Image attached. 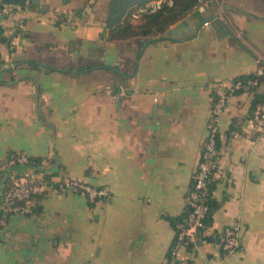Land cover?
<instances>
[{"label":"crops","instance_id":"crops-1","mask_svg":"<svg viewBox=\"0 0 264 264\" xmlns=\"http://www.w3.org/2000/svg\"><path fill=\"white\" fill-rule=\"evenodd\" d=\"M109 3L40 0L21 27L0 13V158L23 151L48 174L109 191L95 202L55 191L33 214L12 215L0 224V264H169L216 90L264 68V0H203L187 16L196 30L178 39L110 40ZM254 105L237 93L220 115L219 207L180 250L191 264H264ZM232 225L240 247L226 254Z\"/></svg>","mask_w":264,"mask_h":264},{"label":"built area","instance_id":"built-area-1","mask_svg":"<svg viewBox=\"0 0 264 264\" xmlns=\"http://www.w3.org/2000/svg\"><path fill=\"white\" fill-rule=\"evenodd\" d=\"M171 0H152L145 6L136 9L132 17L135 20L160 10ZM33 7L32 0H24L22 6L0 0V13L10 19L15 27L24 24L22 13ZM14 30H11L13 33ZM258 75H264L260 69ZM260 86L257 78L247 80L235 79L229 84L220 85L216 90V99L208 121V134L201 151L200 163L188 198L189 212L178 224L175 242L171 248L169 264H190V253L180 256V250L196 242L204 220L209 213L207 199L208 183L215 177L220 162L221 151L217 148L220 115L228 106V99L237 93H252ZM253 130L258 139H264V100L255 104L252 114ZM0 176L3 178V194L0 205V224L5 225L12 215H31L42 199L55 191L84 194L90 202L107 197V188L95 187L80 179L62 176L48 178L43 170L34 165L31 156L23 151L9 153L0 158ZM5 188V190H4ZM221 247L226 254L235 252L240 247L239 226L232 225L224 230Z\"/></svg>","mask_w":264,"mask_h":264},{"label":"trees","instance_id":"trees-1","mask_svg":"<svg viewBox=\"0 0 264 264\" xmlns=\"http://www.w3.org/2000/svg\"><path fill=\"white\" fill-rule=\"evenodd\" d=\"M150 1L152 0H110L106 17L108 38L110 40H123L134 37H164L166 32L173 25L186 18L190 14L197 15L199 13V7L203 2V0H171L172 4L165 3L160 10L153 13L144 14L141 19L135 20L132 17L133 12L136 9L145 6ZM2 39L7 40L5 37ZM95 66V64H91L87 67V69L93 68ZM102 67H104V65H102ZM250 78H257L260 82V86L256 87L252 91L254 95V104H256L257 102L264 100V75H258L257 73H254L240 76L237 79L247 80ZM217 148L220 150L219 135L217 137ZM31 158L34 161V165L38 169L42 168L41 158ZM43 172L48 178L53 176L48 174L45 170H43ZM217 182L218 181L214 177H211V180L208 183L209 195L207 204L209 206V213L204 220V228L199 232L201 235L203 234L205 228L212 224L213 212L219 207L218 202L214 198V190L216 188ZM188 212L189 206L187 204L183 215L174 221L176 231H178V224L181 223V221L187 216ZM203 238L207 241L216 239L212 236H205ZM195 246L196 242L190 245L188 248L192 249ZM222 252L224 253L223 249ZM169 260H171L170 253Z\"/></svg>","mask_w":264,"mask_h":264},{"label":"water","instance_id":"water-1","mask_svg":"<svg viewBox=\"0 0 264 264\" xmlns=\"http://www.w3.org/2000/svg\"><path fill=\"white\" fill-rule=\"evenodd\" d=\"M9 3L16 4L22 6L24 3V0H5ZM33 5H39L40 0H32ZM189 18L187 17L181 21H179L175 26L171 27L167 32V36L170 38H186L189 35L193 34V32L196 30L195 27L189 24ZM41 170H45L43 168H40Z\"/></svg>","mask_w":264,"mask_h":264}]
</instances>
